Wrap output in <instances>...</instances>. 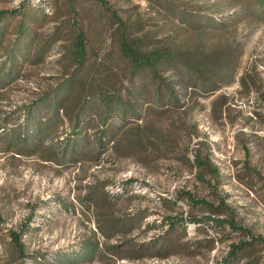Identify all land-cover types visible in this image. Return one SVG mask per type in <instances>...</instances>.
<instances>
[{
  "label": "rangeland",
  "instance_id": "rangeland-1",
  "mask_svg": "<svg viewBox=\"0 0 264 264\" xmlns=\"http://www.w3.org/2000/svg\"><path fill=\"white\" fill-rule=\"evenodd\" d=\"M106 1L117 18L93 0H0L8 33L2 44L21 43L14 72L8 67L0 78V264H38L67 253L81 257L76 264H223L230 245L250 238L191 224L211 213L189 206L186 193L215 206L223 199L236 224L264 240V9L251 0ZM171 4L230 25L189 28L168 15L164 7ZM21 9L32 34L22 39ZM118 19L129 36L230 56L233 83L212 80L216 90L205 94L184 70L170 69L164 85L178 102L167 90L158 98V85L133 77L121 58ZM77 28L86 35L80 65L68 55ZM35 45L45 50L33 65ZM67 80L66 104L48 110L41 99ZM103 88L122 106L98 101L92 90ZM79 111L87 123L80 139L70 137L76 156L59 153L58 162L49 161L74 132ZM104 129L108 142L100 149ZM196 158L217 167L218 176L200 177ZM170 218L184 220L173 235ZM154 223L164 226L150 229ZM248 255L239 264H264L260 243Z\"/></svg>",
  "mask_w": 264,
  "mask_h": 264
},
{
  "label": "trees",
  "instance_id": "trees-1",
  "mask_svg": "<svg viewBox=\"0 0 264 264\" xmlns=\"http://www.w3.org/2000/svg\"><path fill=\"white\" fill-rule=\"evenodd\" d=\"M102 7H104L106 10L110 11L113 15V17L117 16L113 12V9L109 6L108 1L106 0H93ZM249 0H243V3L247 4ZM252 4H258L260 9H264V0H251ZM32 11L35 12V14H43L44 17V11L42 7H32ZM165 11L168 13L169 16L174 18L175 20L180 21L182 24L188 26L192 29H202L204 28V25H213L211 28L213 30L218 28L225 29L226 26H229L226 21H224V18H221L219 20L211 19L208 17H199L194 13H190L189 11H186V9H176L173 4L171 6L167 7L165 6ZM191 8V7H187ZM200 9L197 11L205 12L207 10H211L212 7H199ZM222 10V9H221ZM219 9V11H221ZM217 11V12H219ZM216 12V11H215ZM22 19L19 21V26L17 30V35L24 37L25 35L29 34L32 35L30 32V27H27L26 25L22 24L23 21L26 22L25 18L27 17L25 11L22 9L19 10L18 14ZM4 13H0V24H3L0 27V78H2L3 74L8 70L7 68L10 67V71L13 73L14 69L18 65L17 57H14L15 51L18 50L19 45L21 44L19 39L15 41V45L10 49L3 44H5L6 41H4V38L6 35L8 36V33L6 31V24L4 20ZM204 16V15H201ZM42 18V19H43ZM119 21V28L122 31L119 37V52L122 59H124L130 66L131 69V75L133 77H136L138 79L149 78V81L152 83L157 84L158 91H157V97L160 98L162 96V92L164 91H170V94H173L171 97L172 101L177 104V98L174 96V93H171V90L168 86L164 85V77L163 73L168 72V70L173 69L179 72L183 71V75L188 74V80H191L194 84H197L201 87V91L205 94L212 93L216 90V87L212 85V83L219 82L224 85H231L234 81L233 76L235 74V69L233 68V64H231L230 56H225L216 54V52L211 53L209 56H203L199 52H193L192 50L185 49L182 45H178L175 41L171 40L168 41L166 39L164 40H149V39H143V38H137L133 36H129L127 32L124 30L125 23ZM224 24V26L222 25ZM3 40V44H2ZM36 46V45H35ZM69 52L68 55L70 56L72 62L76 63L77 65H80L84 62L86 57V35L82 32L81 29L77 28L75 31V37L72 40L71 46L68 47ZM45 48L42 50L40 47L36 46L34 49V55L31 57L32 61L31 63L33 65H36L42 60V56L44 54ZM36 57V58H35ZM213 80V82H212ZM143 81V80H142ZM67 83H64L63 86H60L57 88V90L54 91V96L52 98L43 97L41 99V103L46 106V108L49 110L51 106H55L56 111L59 110V108H63L64 104H66L67 100L71 96L70 94V86L72 83L70 80L66 81ZM69 86V87H68ZM65 87V88H64ZM167 87V88H165ZM67 88V89H66ZM165 90H164V89ZM93 96L98 98V101H101L103 104H105L110 109L113 108L116 104L119 106H122L121 99L117 100L116 98L110 99L106 96V90L103 89H93L92 90ZM37 110V109H36ZM36 112L35 109L33 113ZM80 112V113H79ZM74 118V125L73 130L74 132L68 135L66 139L65 145H62L63 147L58 150V152H54V154L50 155L49 161L58 162V158L61 154H67L73 153L74 157L76 156L75 150L76 145L75 143H71L70 139L73 138L75 140L80 139L82 137L81 130L83 128V125H85L87 122L86 120L82 119V115L84 111H79ZM134 112V110L132 111ZM137 116V114H135ZM58 121V119L53 118L50 120V123L48 122L47 127L45 129L49 130L52 126V123ZM107 131L104 129V131L101 133V138L98 140V147L100 149H103L105 146V142L107 141L106 137ZM71 137V138H70ZM19 139L17 141H25L26 136L23 138L21 136L18 137ZM59 142V141H57ZM195 165L200 168V174L199 176L203 178L204 174H212L213 176H218L219 170L217 167H212L208 162L204 163L199 158L195 159ZM188 196V204L192 207H198L202 210L205 209L209 213H211L209 216H207L205 219H190V223L194 224V226L200 227L202 223L208 225V227L218 231L223 230L224 228L228 227L230 231L233 232H240L241 234H245L250 238L251 242L248 241H241L238 244H232L230 245V252L223 259V264H239L240 261L244 258H247L249 256L250 250H252L255 247L256 243H260L264 247V240L262 238H254L251 236V232L245 228H242L236 224L235 216L231 214L228 207L226 206L223 199H219V204L215 206L214 203H211L205 199L203 200H194L192 198V195L190 193H186ZM101 196L103 200L110 201V197ZM184 197H179L178 200H183ZM215 199H218L215 197ZM168 202V201H167ZM169 204L171 202H168ZM174 204V203H173ZM200 206V207H199ZM224 213L229 214L231 219H216L213 216H222ZM129 220L133 224L136 222V217H130ZM169 225V230L167 231V234L173 235V233L177 230L178 226H184V220L178 219V218H170L167 220ZM164 226V223H161V225H156L154 223L153 225L149 226L150 229H156V228H162ZM112 227L118 228V225H113ZM184 234L186 232V228L184 227L183 230ZM115 237V234H109L107 235V238L111 239ZM16 241V246L20 248V252H22L21 248L22 245L19 243L18 236L15 235L14 237ZM178 239V238H177ZM151 246L143 247L151 248L152 246H155V244H150ZM80 256L77 255H71L70 253H67L66 255H62L61 259L55 258V259H44L43 263L39 262L38 264H76V262L80 261ZM250 264H257V262H252Z\"/></svg>",
  "mask_w": 264,
  "mask_h": 264
}]
</instances>
